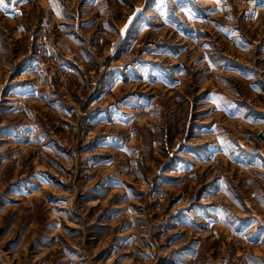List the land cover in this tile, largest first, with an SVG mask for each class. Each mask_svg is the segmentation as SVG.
Returning <instances> with one entry per match:
<instances>
[{"label": "rangeland", "instance_id": "1", "mask_svg": "<svg viewBox=\"0 0 264 264\" xmlns=\"http://www.w3.org/2000/svg\"><path fill=\"white\" fill-rule=\"evenodd\" d=\"M0 264H264V0H0Z\"/></svg>", "mask_w": 264, "mask_h": 264}]
</instances>
